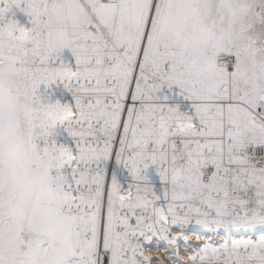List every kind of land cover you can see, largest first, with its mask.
<instances>
[{
	"label": "snow or ice",
	"instance_id": "snow-or-ice-1",
	"mask_svg": "<svg viewBox=\"0 0 264 264\" xmlns=\"http://www.w3.org/2000/svg\"><path fill=\"white\" fill-rule=\"evenodd\" d=\"M161 246L264 264V0H0V264Z\"/></svg>",
	"mask_w": 264,
	"mask_h": 264
},
{
	"label": "rangeland",
	"instance_id": "rangeland-1",
	"mask_svg": "<svg viewBox=\"0 0 264 264\" xmlns=\"http://www.w3.org/2000/svg\"><path fill=\"white\" fill-rule=\"evenodd\" d=\"M16 15L17 18L22 22H27V16L26 14L20 12L19 10H16ZM62 59L64 60V62H72L74 63V57L71 54V51L69 49H65L63 54H62ZM41 92L42 94H44V98L46 101H48L49 99L51 100V102H55V100L59 99L61 100V102H70L72 101V96L71 93L64 89L62 85H55L53 87V89L51 90H46L45 86H41ZM109 171H117L119 178L121 180H124L126 178L125 173L124 172H120L119 170V166L115 163V161H110L108 162L107 165ZM149 176L151 179L156 180L157 179V174L155 172V169H150L149 170ZM215 239V238H214ZM220 239H223V237H220ZM193 249L194 247L191 246ZM180 250H183L184 252H186V254L188 255V248L185 247V245L183 243L180 244ZM164 264H171L168 262H165ZM174 264V263H172ZM177 264V262H176Z\"/></svg>",
	"mask_w": 264,
	"mask_h": 264
},
{
	"label": "bare ground",
	"instance_id": "bare-ground-1",
	"mask_svg": "<svg viewBox=\"0 0 264 264\" xmlns=\"http://www.w3.org/2000/svg\"><path fill=\"white\" fill-rule=\"evenodd\" d=\"M188 235H189V238L194 241V244L192 245L193 247L195 246V243H199V240L196 239L197 235H199L201 239L205 238L204 234L202 232L201 233L191 232V233H188ZM153 243L155 244L157 242L153 241ZM147 250L153 256L162 257L164 263L169 261V263H171V264L172 263L176 264V261L171 258L169 252L166 250V248L164 246H161L159 248H149ZM180 252H181L180 260H187L188 255L186 254V252H184L183 250H180ZM152 264H161V261L154 259L152 261Z\"/></svg>",
	"mask_w": 264,
	"mask_h": 264
},
{
	"label": "clouds",
	"instance_id": "clouds-1",
	"mask_svg": "<svg viewBox=\"0 0 264 264\" xmlns=\"http://www.w3.org/2000/svg\"><path fill=\"white\" fill-rule=\"evenodd\" d=\"M30 36H31V29L30 28H25L20 33V37L22 39H25V40L30 38ZM74 115H76V114L75 113H64V112H61L55 117V119L51 123H55V122H58V121H63L64 119H66V118H68L70 116H74ZM51 123H50V126H51ZM128 195H130V193Z\"/></svg>",
	"mask_w": 264,
	"mask_h": 264
}]
</instances>
